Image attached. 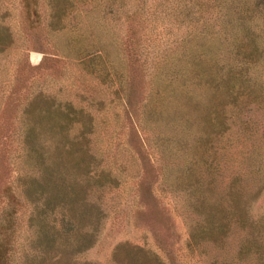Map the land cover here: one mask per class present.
<instances>
[{
    "label": "rangeland",
    "instance_id": "rangeland-1",
    "mask_svg": "<svg viewBox=\"0 0 264 264\" xmlns=\"http://www.w3.org/2000/svg\"><path fill=\"white\" fill-rule=\"evenodd\" d=\"M112 1L118 20L104 14L105 0H72L56 13L60 27L48 37L43 32L53 16L45 3L42 11V0H37L39 22L32 28L21 22L19 0H0V110L16 102L5 98L11 88L18 95L39 92L61 109L67 106L74 113L64 130L82 152L80 170L63 179L66 207L72 209L67 208L66 251L50 260L34 256L35 250L29 255L34 264H123L125 254L139 247L168 264L166 245L183 264H213L219 260L214 255L234 252L244 229L228 226L221 248L206 240L185 245L195 213L188 206L191 195L172 184L179 179L175 170L165 182V135L186 157L203 154L205 162L195 170L212 185L209 198L223 200L232 188L246 196L260 179L264 184V165L257 166L259 158L264 160V140L260 128L235 117L234 106L222 104L220 94L199 78L203 71H165V64L178 56L186 64L209 58L211 69L231 62L229 22H244L259 41L257 64L247 74L264 90V0L257 7L255 0H137L132 21H122L118 0ZM189 10L194 18L183 17ZM130 30L127 55L120 43ZM70 39L77 48L69 54L49 45ZM171 86L177 94L168 111L177 108L180 116L165 131ZM185 91L190 98H182ZM82 123L90 124L86 132ZM42 146L52 160V139L42 140ZM261 190L249 210L255 218L264 211V186ZM22 258L21 253L12 264H24Z\"/></svg>",
    "mask_w": 264,
    "mask_h": 264
},
{
    "label": "trees",
    "instance_id": "trees-1",
    "mask_svg": "<svg viewBox=\"0 0 264 264\" xmlns=\"http://www.w3.org/2000/svg\"><path fill=\"white\" fill-rule=\"evenodd\" d=\"M112 2L105 0L104 14H110L112 19L118 20L116 12H113ZM136 2L137 0H118L117 8L120 9L122 21H132L137 17ZM259 2L255 0V7ZM44 3L49 8V17L53 16L52 21L49 20L45 24L43 32L49 37L52 30L60 27L56 13L66 5L70 6L72 0H42L43 12ZM19 5L21 22L28 28L33 27V22L38 24L37 0H19ZM184 16L194 18L195 12L189 10ZM229 23L228 28L233 36L231 49L235 55L231 62L215 64V69H211V64L207 62L209 58L205 61L194 59L186 64V60L181 61L178 56L168 67L165 64V71H170L169 68H172V71H203L199 78L209 85L210 90L213 91L214 88V92L220 94L223 98L222 104L229 102L234 106L235 117L241 116V119L249 123L250 128H260V135L264 140V90L256 78L247 74V70L253 68L258 61L257 33L244 22ZM131 34L133 35V32L130 30L121 36L120 46L122 44L123 53L127 55L130 51ZM1 35L0 40L3 39ZM75 42L70 39L56 45L54 41H50L49 45L57 46L60 53L69 54L77 48ZM138 43L139 40L136 41V48ZM168 90L171 100L165 103V131L176 123L180 116L177 108L176 111H168L169 107L173 108L172 98L177 94L173 86ZM23 94L18 95V91L11 88L5 98L11 100L14 97L16 102L11 107L0 110V118H4V123L7 124H0V264L17 263L21 253L24 264H34L36 258L29 255L30 250L37 251L33 252L34 256L39 253L41 258L48 260L55 254L66 251V231L70 226L67 208L72 209L66 207L68 200L65 198L63 179L66 173L80 170L79 160L82 152L78 146L79 142L68 139L64 130L73 116L72 109L67 106L61 109L52 99L44 98L39 92ZM180 95L183 99L191 97L186 91L180 92ZM22 99L24 101H21ZM81 128L86 132L90 124L82 123ZM46 138L52 139L54 143L52 154L56 158L53 159L52 155V160L49 159L47 148L44 150L42 146V140ZM171 138L165 135V182L168 181L171 170H175L179 179H174L172 184L186 189L187 194L191 195L188 206L195 213L185 245L188 246L189 241L197 243L206 240L221 248L226 239L223 233L228 226L243 228V234L236 242L234 252L214 255L219 256V263L215 259L213 264H264V211L256 218L249 212L252 200L263 193L261 189L264 184L261 179L255 189L246 196L238 189L232 188L228 191L226 200L219 196L217 199H211L209 194L213 192L212 185L204 183L200 173L195 170L199 161L205 162L203 154L190 152V156L186 157L177 148L171 147ZM178 140V137H175V141ZM79 150L81 154L78 153ZM172 161H175V164ZM260 164L264 165L261 158L258 159L257 166ZM263 176L264 174L261 178ZM21 220L24 222V231L22 241H19ZM125 255L124 259L120 260L123 264H161L158 254L151 250L135 247ZM165 255L168 264H183L172 249L166 250V245Z\"/></svg>",
    "mask_w": 264,
    "mask_h": 264
}]
</instances>
